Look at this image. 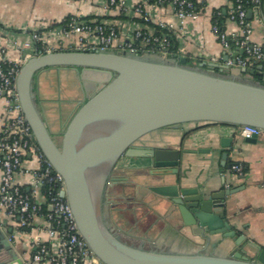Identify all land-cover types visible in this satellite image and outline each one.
<instances>
[{
  "label": "water",
  "instance_id": "95a60500",
  "mask_svg": "<svg viewBox=\"0 0 264 264\" xmlns=\"http://www.w3.org/2000/svg\"><path fill=\"white\" fill-rule=\"evenodd\" d=\"M251 12L248 9V17ZM53 67L75 69L83 87L86 83H103L79 103L61 134H57L58 141L46 126L32 89L35 74ZM262 70L263 65L258 64L242 72L264 81ZM228 72L225 65L211 62L190 66L186 57L168 61L126 52L70 50L34 53L21 66L15 89L25 120L41 152L64 180L60 196L68 202L80 234L103 263L264 264V249L248 257L247 250L239 247L244 236L232 229L221 213L225 197L233 191L183 187L180 177L175 176L177 150L150 145L152 140L144 147H130L145 135L183 136L182 125L186 123L264 129V85L223 74ZM122 154L132 158L136 168L161 167L149 171L159 184L147 187L158 197L159 207L167 203L170 214L179 215L184 226L201 234L221 233L235 238L236 246L223 256L203 250L163 251L124 241L103 214L104 203L111 211L117 209L115 203L131 202L124 194L125 188L133 184H118L119 178L111 175ZM114 186L120 189L115 193L120 201L109 198ZM10 232L0 227V264H23L7 239ZM140 239L154 244L149 237Z\"/></svg>",
  "mask_w": 264,
  "mask_h": 264
},
{
  "label": "crops",
  "instance_id": "0c3cea01",
  "mask_svg": "<svg viewBox=\"0 0 264 264\" xmlns=\"http://www.w3.org/2000/svg\"><path fill=\"white\" fill-rule=\"evenodd\" d=\"M193 1L199 10V16L196 19H186L182 27L170 5L149 9L155 19L174 24V45L182 47L183 51L178 55L186 57L190 66L211 62V56L218 57L217 62L211 63L222 66L226 52L211 30L212 18H220V26L227 34H240V27L228 17L233 1ZM105 3L106 0H0V48L4 47L8 56L16 59L21 53L17 44L28 41L30 47L26 52L32 56L38 46V42L32 40L33 32L53 29L73 15L84 19H116L118 15L113 10H105ZM249 9L252 10L250 17L247 16L251 27L250 42L260 45L264 50V0L259 8ZM57 41L56 37L50 35L44 40V45L54 46ZM51 69H63L77 79L78 75L73 68L53 67L39 71V75L33 78L35 101L46 126L58 141L57 134H61L83 99L81 90L78 92L76 86L71 95H65L63 90L57 88L55 81L46 76V72ZM262 71L264 75V65ZM223 74L264 85L262 77L243 73L240 68H229V72ZM4 108V100L0 98V131L4 123ZM182 128L185 131L183 136L152 135L149 140L153 143L150 145L179 152L175 176L180 177L183 187H201L209 192L221 189L233 191L225 197L221 213H224L232 229L244 236L239 247L247 250L248 257H253L260 249H264V135L246 138L232 125L210 122L186 123ZM223 153H226L224 157ZM233 163L243 166L242 174L230 171ZM34 164V159L29 156L24 160V165ZM150 170L155 169L120 168L114 175L119 178L118 184L123 185L127 181L133 186L131 191H128L129 187L125 188L124 198L131 201L127 203L128 206L115 203L116 210L103 209L105 219L110 218L111 224L107 222L110 228L124 241L144 248L176 252L203 250L228 255L236 246L235 238L225 237L221 233L201 234L199 230L184 226L179 215L170 214L171 208L167 203L159 207L158 197L147 190V187L159 184L152 178ZM27 178V175L17 173L15 183L29 190ZM110 190V198L120 201L119 197L115 198V193L120 191L119 187L114 186ZM38 199L42 202L41 194H38ZM0 220L3 230L11 229L13 237L8 239L7 234V239L23 264H48L32 260L34 239H47L44 229L48 224L42 216L35 217L27 229L18 232L4 213L0 214ZM141 236L153 239L154 244L140 239Z\"/></svg>",
  "mask_w": 264,
  "mask_h": 264
},
{
  "label": "built area",
  "instance_id": "2783aa9c",
  "mask_svg": "<svg viewBox=\"0 0 264 264\" xmlns=\"http://www.w3.org/2000/svg\"><path fill=\"white\" fill-rule=\"evenodd\" d=\"M106 0L105 10H113L114 20L84 19L73 15L59 26L41 32H33L32 40L38 42L35 53L52 51H90L122 53L159 57L177 61L182 47L174 45V24L155 19L149 8L170 5L179 25L186 19L199 16L193 0ZM229 19L240 27V34H227L212 21L211 30L226 52L223 63L228 68L254 69L264 65V50L250 42L251 27L247 17L249 8H259L262 0H232ZM53 35L58 40L54 46H45L44 40ZM17 44V43H16ZM30 42L17 44L21 52L16 59L0 48V98L4 100V123L0 131V214L4 213L14 225L15 231L29 227L33 219L42 216L47 222L44 229L47 239L35 238L32 242V260L48 264H105L89 248L80 234L71 208L60 192L64 190L62 176L38 147L31 128L26 122L15 89V79L21 66L31 57L26 52ZM211 62L218 57L211 56ZM242 137L264 135V129L251 125L236 127ZM34 159L33 166L24 165L27 157ZM230 171L243 173L240 163L230 165ZM27 175L29 190L15 183V175ZM38 194L43 197L42 202ZM3 223L0 220V227ZM13 237L12 231L8 239Z\"/></svg>",
  "mask_w": 264,
  "mask_h": 264
},
{
  "label": "flooded vegetation",
  "instance_id": "af4514ba",
  "mask_svg": "<svg viewBox=\"0 0 264 264\" xmlns=\"http://www.w3.org/2000/svg\"><path fill=\"white\" fill-rule=\"evenodd\" d=\"M80 81V80H79ZM81 84V83H80ZM103 83H99V84H95V85H90L88 83H86V85L83 87V85L81 84L80 85V90H81V94H82V97L81 99H84L86 96H89L90 94H92L97 88H99ZM75 86V85H74ZM74 86L72 84H70V87L74 90ZM69 88V87H68ZM72 90V91H73ZM144 137V136H143ZM143 137H141L140 139H138L137 141H135L134 143H132L130 145V147H144L145 145H147L146 143L148 142L149 139H142ZM134 163V160L129 157H126L124 156V154H122L119 158V161H118V166H115L113 171H112V176H114L118 170H120V168H135L136 165L135 164H132ZM149 168H154V169H160L161 167H155L154 165L149 167ZM147 168V169H149ZM143 170H146V169H143ZM109 197V196H108ZM110 198V197H109ZM109 205V204H108ZM106 203H104V208H107L108 211H109V206H108ZM108 213V212H107ZM105 218V217H104ZM107 220L106 222H109L110 223V218L107 217ZM111 224V223H110Z\"/></svg>",
  "mask_w": 264,
  "mask_h": 264
},
{
  "label": "rangeland",
  "instance_id": "374dc122",
  "mask_svg": "<svg viewBox=\"0 0 264 264\" xmlns=\"http://www.w3.org/2000/svg\"><path fill=\"white\" fill-rule=\"evenodd\" d=\"M38 75H39V72L35 74V78ZM46 76L53 79L55 81V83L57 84V88L63 90L65 92V95H71L72 94L71 91L73 89L70 87V84H72L73 86L75 85L76 90L79 92L81 81H79V79L74 77V75H72V73L68 74L67 71H65L63 69L62 70L51 69L49 72H46ZM151 137H152V135H145L142 139H146V138L150 139ZM131 189H132V187H129L128 191H131ZM109 191H111V190H109ZM129 195H131V194H129ZM125 205H129V204H125ZM122 206H124V205H122ZM103 214H105V212Z\"/></svg>",
  "mask_w": 264,
  "mask_h": 264
},
{
  "label": "trees",
  "instance_id": "16d2710c",
  "mask_svg": "<svg viewBox=\"0 0 264 264\" xmlns=\"http://www.w3.org/2000/svg\"><path fill=\"white\" fill-rule=\"evenodd\" d=\"M213 20L212 21H214V22H216L217 24H219L220 25V18L219 17H216V19H215V17L214 18H212ZM38 49H39V43H38ZM254 68H256V65H254L253 66ZM28 227H25L24 229H27ZM23 229V230H24Z\"/></svg>",
  "mask_w": 264,
  "mask_h": 264
}]
</instances>
